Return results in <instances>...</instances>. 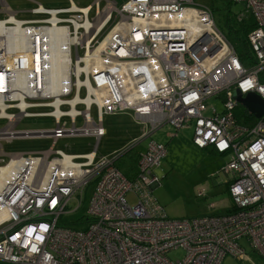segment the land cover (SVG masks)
<instances>
[{"label":"built area","instance_id":"built-area-1","mask_svg":"<svg viewBox=\"0 0 264 264\" xmlns=\"http://www.w3.org/2000/svg\"><path fill=\"white\" fill-rule=\"evenodd\" d=\"M68 2L54 10L38 4L30 14L39 18L23 20L0 0L6 30L0 33V261L221 264L227 256L245 258L242 240L264 259V117L247 127L233 114L236 89L264 99V0H232L244 6L238 17L250 15L256 25L243 54L217 27L213 11L193 0H129L121 8L109 0L84 8ZM15 22L25 36L10 31ZM15 37L19 53L9 49ZM210 99L222 103L220 113L206 104ZM126 112L144 128L142 138L192 124L195 147L229 155L222 171L231 176L230 210L167 217L151 196L160 186L154 170L166 154L161 143H147L126 171L116 163L140 140L98 157L103 117ZM29 118H50L54 127L19 128ZM77 137L94 139L93 150L54 149ZM29 139H49L52 146L4 151L5 144ZM90 184L79 220L84 227L74 228L67 216L80 209ZM130 193L134 205L126 199ZM177 250L184 256L173 261L168 255Z\"/></svg>","mask_w":264,"mask_h":264},{"label":"rangeland","instance_id":"rangeland-1","mask_svg":"<svg viewBox=\"0 0 264 264\" xmlns=\"http://www.w3.org/2000/svg\"><path fill=\"white\" fill-rule=\"evenodd\" d=\"M7 7L18 13L17 19L32 20L39 18L30 14V10L42 5L48 10L64 9L69 6L68 0H4ZM94 0H73L79 8H84L93 3ZM121 8L129 0H109ZM199 7H208L213 11L215 22L223 25V16L226 14L225 3L222 0H193ZM105 4L101 3V7ZM244 10L241 3H233L230 11L238 15ZM5 14L1 12L0 19ZM232 40V39H231ZM235 42L234 40H232ZM235 43L238 53H245L242 43ZM81 53V52H80ZM212 106L218 113L222 111V103L215 99H210L206 103ZM78 109H81L80 107ZM93 118L96 117L95 107L91 110ZM78 124H80L78 120ZM4 122L0 121V127ZM54 127V121L50 118H29L23 119L19 128L28 130H49ZM103 127L106 131L105 136L100 140L97 148V156H111L121 153L129 147L134 141L140 140L139 147H144L150 141L161 143L166 147L165 157L161 160L160 166L154 170L155 175L160 180V186L156 187L152 193V198L162 207L165 215L172 219L191 218L203 213H210L211 204H217L219 208L224 209L230 205V198L226 191V183L231 179L230 175H225L222 171L225 164L230 160V156H217L207 150H201L194 146L192 142L193 127L192 124L178 129L166 126L154 133L151 137L142 138L144 128L134 121L131 112L118 113L103 117ZM95 140L89 137H77L59 140L55 150H61L65 154H81L93 150ZM52 146V140L49 139H29L15 140L6 145V153L15 152H42ZM134 148L129 153L119 158L116 165L122 171L128 170L127 163L131 168L134 166L129 162L128 157L139 148ZM136 149V151H135ZM94 184H90L83 192V203L78 210H74L67 216L70 226L74 228H83L79 223L86 215L88 203L93 191ZM203 190L204 196L199 197L198 192ZM130 205L137 202L136 197L130 193L126 197ZM76 205L73 206L75 209ZM245 253L244 259L227 256L221 264H264V259L255 252L247 240L240 241ZM184 256L182 250L171 252L168 257L173 260H181ZM3 262L0 261V264Z\"/></svg>","mask_w":264,"mask_h":264},{"label":"trees","instance_id":"trees-1","mask_svg":"<svg viewBox=\"0 0 264 264\" xmlns=\"http://www.w3.org/2000/svg\"><path fill=\"white\" fill-rule=\"evenodd\" d=\"M224 1L226 14L223 16V25H217L221 32L226 36V38L233 44L243 43L244 48H246V37L247 35L255 29L256 25L253 18L250 15H244L242 18H239L238 15H234L230 11V6L233 5L232 0H222ZM235 42H233L232 40ZM234 116L236 123L242 126L250 127L257 122L252 115H250L242 106L237 105L234 109ZM128 154V153H127ZM217 154V153H215ZM130 155L128 159L131 165H135L137 162V153Z\"/></svg>","mask_w":264,"mask_h":264},{"label":"water","instance_id":"water-1","mask_svg":"<svg viewBox=\"0 0 264 264\" xmlns=\"http://www.w3.org/2000/svg\"><path fill=\"white\" fill-rule=\"evenodd\" d=\"M234 101L242 106L255 119L264 117V99L255 93H247L243 96L239 90L233 91Z\"/></svg>","mask_w":264,"mask_h":264},{"label":"bare ground","instance_id":"bare-ground-1","mask_svg":"<svg viewBox=\"0 0 264 264\" xmlns=\"http://www.w3.org/2000/svg\"><path fill=\"white\" fill-rule=\"evenodd\" d=\"M10 14V13H9ZM14 21V19L12 18V19H10L9 20V23H11V22H13ZM55 21H53V23H54ZM16 23V27L14 28V29H12V30H10L11 32H13L14 34H16L17 36H20V37H22V36H25L26 35V30L25 29H23V28H21L20 27V23H18V22H15ZM4 22H2V21H0V33L3 31V33H6V30L3 28L4 27ZM20 27V28H19ZM11 38H12V36H10ZM14 40H12L11 41V43H10V47H9V49H11L12 51H15V53H19V52H21V51H23L19 46H20V44H16V37L15 38H13ZM14 42H15V44H14ZM14 44V45H13ZM13 45V46H12ZM20 98H22V97H20ZM24 102V101H23ZM23 102H21L20 103V106H25V102L23 103ZM6 169H1V173H4V171H5Z\"/></svg>","mask_w":264,"mask_h":264},{"label":"crops","instance_id":"crops-1","mask_svg":"<svg viewBox=\"0 0 264 264\" xmlns=\"http://www.w3.org/2000/svg\"><path fill=\"white\" fill-rule=\"evenodd\" d=\"M8 144H10V143H8ZM8 144H5L3 147H4V151L6 150V145H8ZM146 146H147V144L144 146V147H139L138 149H137V151L135 152V153H137V155L141 152V151H143L145 148H146ZM199 149V148H198ZM201 150H207L208 152H210V153H212V154H214V155H217V156H222L223 157V155H218V154H215V152L211 149V148H207V149H201ZM15 153H17V152H15ZM20 153H29V152H20ZM81 154H83V153H81ZM226 191H227V189H226ZM213 206V208H212V210L213 211H216V212H219V213H224V212H228L229 210H230V208H231V202H230V205L228 206V207H226L225 209H224V207L223 208H219L218 206H217V204H211L210 206H209V209H210V207H212ZM203 214H207V213H203ZM2 264H10V263H5V262H3Z\"/></svg>","mask_w":264,"mask_h":264}]
</instances>
